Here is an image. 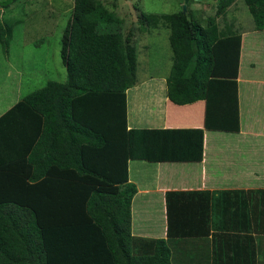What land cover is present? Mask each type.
<instances>
[{
  "label": "trees",
  "instance_id": "trees-1",
  "mask_svg": "<svg viewBox=\"0 0 264 264\" xmlns=\"http://www.w3.org/2000/svg\"><path fill=\"white\" fill-rule=\"evenodd\" d=\"M20 1L0 0V10ZM236 1L218 0L205 24L191 12L195 0L186 14L141 13L148 28L163 23L171 30L168 98L177 105L205 101L208 131H241L238 78L249 48L234 23L218 22ZM243 1L255 29L264 31V0ZM8 22L0 23L5 50L14 31ZM123 26L104 0H74L60 51L66 80L49 82L0 116V264H176L170 234L195 240L210 233L211 195L170 191L169 238L133 235L138 188L129 162H202L205 130L129 129L127 93L138 82V52ZM194 196L200 200H188ZM256 209L262 221L264 206ZM225 232L216 234L224 239L216 264L253 257L254 238ZM239 241L245 252L235 250Z\"/></svg>",
  "mask_w": 264,
  "mask_h": 264
},
{
  "label": "crops",
  "instance_id": "crops-1",
  "mask_svg": "<svg viewBox=\"0 0 264 264\" xmlns=\"http://www.w3.org/2000/svg\"><path fill=\"white\" fill-rule=\"evenodd\" d=\"M234 29L243 34L246 42L248 40L246 47L249 48L250 57L254 56L253 67L256 68L255 55L261 50H257L252 41L255 39L264 44V31H257L254 28L251 32H242L240 28ZM169 46L170 52L167 50L169 60L166 61L165 73L150 76L148 74L144 80L138 79L135 91L131 92L133 88L128 90V127L129 129H204L203 160L199 163H180L185 167L181 171L175 169L178 171L176 180H170L169 171L161 170V163H153L158 164L159 167L148 173L141 165L132 166L139 160L129 162L130 181L138 188V194L132 204L133 235L148 239H168L167 192H208L212 197L209 201L212 214L208 226L210 233L195 240L186 236L180 238L182 235L178 233L170 234L175 263L216 264V249L219 247L221 249V243L217 241L224 242L223 237L216 234L227 233L226 229H237L241 231L239 236L243 241L246 237L254 238L253 247L250 248L255 250V254L253 257L250 253L248 258L245 256L247 261L242 264H264V219L258 220L256 209L259 203L264 206V114L261 106L257 107V104L264 103V78L252 81L260 97L255 98L251 116L243 120L240 93L242 56L238 78L241 131L239 133L208 131L205 129V101L177 105L168 98L167 80L173 66L171 43ZM150 63L149 60L147 67ZM137 93H139L138 97ZM209 132L225 133L229 136L220 140L211 138L212 140L208 141ZM188 198L197 201L196 198L200 197ZM195 201H192V206L197 204ZM154 203H157L155 209L152 207ZM240 242L234 245L235 250L238 252V248H242L245 252L246 249L243 248L245 242L242 247ZM217 259L221 264L219 258ZM228 262L239 264L238 260Z\"/></svg>",
  "mask_w": 264,
  "mask_h": 264
},
{
  "label": "rangeland",
  "instance_id": "rangeland-1",
  "mask_svg": "<svg viewBox=\"0 0 264 264\" xmlns=\"http://www.w3.org/2000/svg\"><path fill=\"white\" fill-rule=\"evenodd\" d=\"M104 2L109 8L117 9L119 16L124 20L125 36L131 35L135 42L138 52V79L142 81L148 74L150 76L165 73L166 61L169 60L167 50L170 52L171 30L163 23L159 28H148L147 24L140 21L141 13L184 12L185 0H104ZM217 2L218 0H195L190 4L192 10L190 11L194 14L195 20L205 24L207 18L215 15ZM73 7L74 0H22L10 9L0 10V23L9 21L8 25L14 24L9 49H3L0 44V116L49 82L66 80V69L60 51ZM218 22L222 27L234 23L242 32H251L255 28L253 17L243 0H237L227 11V16L219 18ZM252 42L257 50L263 52L255 55L256 68L252 66L254 56L250 57L247 49L244 52L240 83L243 120L251 116L255 98L260 97L252 81L264 78V44L255 39ZM149 60L151 63L147 67ZM133 91L135 87L131 92ZM258 106H261L264 114V103L257 104ZM227 136L229 135L225 133L209 132L207 139L220 140ZM135 165H141L148 173L159 167L158 164L146 161H136L132 166ZM160 167L163 172L169 171L170 180H176L178 178L176 173L185 166L180 163H163ZM152 207L155 209L157 203L152 204Z\"/></svg>",
  "mask_w": 264,
  "mask_h": 264
},
{
  "label": "water",
  "instance_id": "water-1",
  "mask_svg": "<svg viewBox=\"0 0 264 264\" xmlns=\"http://www.w3.org/2000/svg\"><path fill=\"white\" fill-rule=\"evenodd\" d=\"M197 1H202V0H197ZM189 0H185V4H184V13L187 11V4H188Z\"/></svg>",
  "mask_w": 264,
  "mask_h": 264
}]
</instances>
